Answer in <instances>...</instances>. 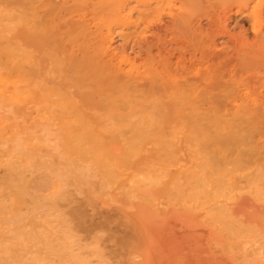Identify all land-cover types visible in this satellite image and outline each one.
<instances>
[{
    "label": "rangeland",
    "instance_id": "obj_1",
    "mask_svg": "<svg viewBox=\"0 0 264 264\" xmlns=\"http://www.w3.org/2000/svg\"><path fill=\"white\" fill-rule=\"evenodd\" d=\"M177 263L264 264V0H0V264Z\"/></svg>",
    "mask_w": 264,
    "mask_h": 264
},
{
    "label": "bare ground",
    "instance_id": "obj_2",
    "mask_svg": "<svg viewBox=\"0 0 264 264\" xmlns=\"http://www.w3.org/2000/svg\"><path fill=\"white\" fill-rule=\"evenodd\" d=\"M118 60H119V58H118ZM125 68H126V67H125ZM140 69H141V68H140ZM197 72H198V71H197ZM169 77H170V76H169ZM201 84H202V83H201ZM54 88H55V87H54ZM246 95H247V94H246ZM191 96H192V95H191ZM160 101H161V100H160ZM174 107H175V106H174ZM143 109H144V108H143ZM145 111H146V110H145ZM176 113H177V112H176ZM228 117H229V116H228ZM228 117H227V118H228ZM252 117H253V116H252ZM198 118H199V117H198ZM253 119H254V118H253ZM148 120H149V119H148ZM152 120H153V119H152ZM218 120H219V119H218ZM80 122H81V121H80ZM150 122H151V121H150ZM80 134H81V133H80ZM108 154H109V153H108ZM108 154H107V155H108ZM10 184H11V183H10ZM176 226H177V225H176ZM200 230H201V229H200ZM174 232H175V231H174ZM177 233H178V232H177ZM187 250H188V249H187ZM178 263H179V262H178ZM178 263H177V264H178ZM180 264H181V263H180Z\"/></svg>",
    "mask_w": 264,
    "mask_h": 264
}]
</instances>
